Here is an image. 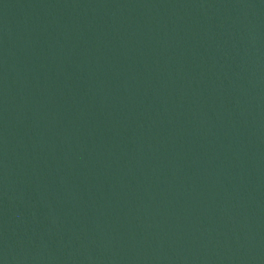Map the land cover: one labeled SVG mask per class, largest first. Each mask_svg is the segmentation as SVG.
Listing matches in <instances>:
<instances>
[{"label": "water", "instance_id": "1", "mask_svg": "<svg viewBox=\"0 0 264 264\" xmlns=\"http://www.w3.org/2000/svg\"><path fill=\"white\" fill-rule=\"evenodd\" d=\"M0 264H264V0H0Z\"/></svg>", "mask_w": 264, "mask_h": 264}]
</instances>
